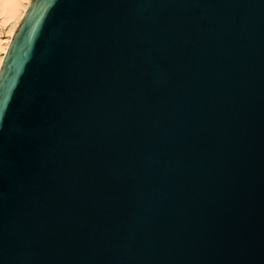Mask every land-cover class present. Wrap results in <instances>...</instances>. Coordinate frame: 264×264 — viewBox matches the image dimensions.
I'll use <instances>...</instances> for the list:
<instances>
[{"label":"water","instance_id":"water-1","mask_svg":"<svg viewBox=\"0 0 264 264\" xmlns=\"http://www.w3.org/2000/svg\"><path fill=\"white\" fill-rule=\"evenodd\" d=\"M0 264H264V0H30Z\"/></svg>","mask_w":264,"mask_h":264},{"label":"rangeland","instance_id":"rangeland-1","mask_svg":"<svg viewBox=\"0 0 264 264\" xmlns=\"http://www.w3.org/2000/svg\"><path fill=\"white\" fill-rule=\"evenodd\" d=\"M29 2L30 0H0V58L2 57L3 49L6 46V44L8 48L11 38L14 34V31L18 26L19 21L25 9L27 8ZM12 3H14V5L17 4L13 9H11L10 7V4ZM14 25H16V27L13 31V34H11Z\"/></svg>","mask_w":264,"mask_h":264},{"label":"bare ground","instance_id":"bare-ground-1","mask_svg":"<svg viewBox=\"0 0 264 264\" xmlns=\"http://www.w3.org/2000/svg\"><path fill=\"white\" fill-rule=\"evenodd\" d=\"M16 5H17V4L14 5V3L10 4L11 9H13ZM17 7H18V6H17ZM17 15H18V13H17ZM15 27H16V25H14V28H13V30L11 31V34H13V31H14ZM16 28H17V27H16ZM15 30H16V29H15ZM14 32H15V31H14ZM12 37H13V36H12ZM6 48H7V44H6V46L4 47L2 57L0 58V65H2L1 62H3L2 59H4V58H3V55L5 56V54H6V53H5V51H7ZM4 53H5V54H4ZM0 68H1V66H0Z\"/></svg>","mask_w":264,"mask_h":264}]
</instances>
